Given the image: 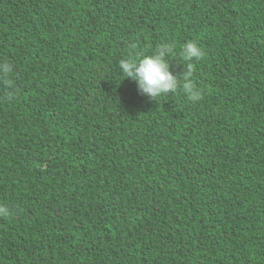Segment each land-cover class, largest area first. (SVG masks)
Segmentation results:
<instances>
[{"label": "trees", "instance_id": "16d2710c", "mask_svg": "<svg viewBox=\"0 0 264 264\" xmlns=\"http://www.w3.org/2000/svg\"><path fill=\"white\" fill-rule=\"evenodd\" d=\"M3 63L0 264H264V0H0Z\"/></svg>", "mask_w": 264, "mask_h": 264}, {"label": "clouds", "instance_id": "9594fccd", "mask_svg": "<svg viewBox=\"0 0 264 264\" xmlns=\"http://www.w3.org/2000/svg\"><path fill=\"white\" fill-rule=\"evenodd\" d=\"M169 51L167 45L160 48L159 51L151 55L142 56L139 59L135 57H128L119 62V67L125 78H131L136 82L138 90L142 94H147L150 97H160L169 92H175L180 86L181 76L174 75L170 71V66L166 60V55ZM182 54L185 60H199L204 55L203 50L194 41L184 44ZM12 66L8 63L0 64V81L6 85H11L10 79H5L7 73L11 70ZM193 65H188L187 73L183 74V79L188 81ZM186 91L191 96L193 101L201 98V93L193 88L190 82L184 84ZM9 214L7 206H0V216Z\"/></svg>", "mask_w": 264, "mask_h": 264}]
</instances>
